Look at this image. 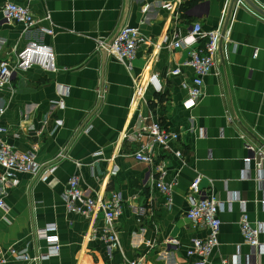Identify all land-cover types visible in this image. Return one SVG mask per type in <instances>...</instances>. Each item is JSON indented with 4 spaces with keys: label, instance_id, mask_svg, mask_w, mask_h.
Instances as JSON below:
<instances>
[{
    "label": "crops",
    "instance_id": "1",
    "mask_svg": "<svg viewBox=\"0 0 264 264\" xmlns=\"http://www.w3.org/2000/svg\"><path fill=\"white\" fill-rule=\"evenodd\" d=\"M6 2L27 5L54 33L40 34L37 25L26 30L0 11V63L15 61L16 52L36 39L52 47L57 70L46 73L34 66L0 86L5 140L45 167L38 177L18 173L15 186H0L5 203L0 250L45 253L48 241L36 231L47 224L56 225L48 234H57L60 245L57 256L36 263L8 256V264H127L137 258L143 264H185L191 238L207 233L185 216L188 186L196 175L202 193L224 203L210 264H264V231L255 248L240 232L243 213L264 224V170L257 171L248 147H264V10L259 0H0V7ZM194 23L204 30L219 28L221 36L218 74L204 77V94L193 108L184 107L186 85L194 75L184 63L197 46L140 45L130 69L94 48L96 37L110 38L125 25L160 43L173 34L186 37ZM177 66L181 73L170 74ZM152 73L161 80L160 93L147 87ZM98 90H104L103 99ZM152 121L179 137L166 149L151 150L155 162L164 165L165 179L174 181L171 204L154 184V164L134 158L142 141L133 134ZM71 177L90 196L122 197L116 221L121 249L111 258L101 238L102 214L82 216L65 206L62 193ZM169 239L180 244L171 248Z\"/></svg>",
    "mask_w": 264,
    "mask_h": 264
},
{
    "label": "built area",
    "instance_id": "2",
    "mask_svg": "<svg viewBox=\"0 0 264 264\" xmlns=\"http://www.w3.org/2000/svg\"><path fill=\"white\" fill-rule=\"evenodd\" d=\"M258 6L264 10V0H259ZM0 11L6 19L22 24L26 30L37 25L36 27L40 34L53 35L54 33L51 27L41 24L42 18H36L27 5L6 2L0 7ZM44 19H47V16H44ZM220 36L219 28L204 30L199 23H194L186 37L173 34L171 40L164 37L158 43L142 34L138 27L125 25L110 38L96 37L94 39V48L97 53L112 57L130 69L131 61L140 45L154 48H160L161 46L179 48L185 43L190 47L197 46V48L190 50L189 59L184 63V66L190 67L194 73L192 81L186 85L187 96L184 101V107L193 108L204 94V77L211 72L218 74L215 55ZM34 66L39 67L46 73H54L57 70L52 47L43 41L31 39L16 52L15 61L12 63L8 61L0 63V86L10 84L13 76L25 73ZM179 73H181L179 66L170 70L172 75ZM148 86L156 93H160L163 90L161 80L156 73H152L148 77ZM136 92L139 95L143 94V90L139 86H136ZM97 96L103 99L104 90H98ZM2 113L3 110L0 109V117ZM7 132L8 128L0 122V186L4 188L17 184L18 173H27L32 177H38L45 168H43L42 164L35 162L31 152L19 150L8 143L4 138ZM133 137L142 141L140 148L134 154V158L146 165L154 164L157 174L153 178L154 184L164 196L165 203L171 204L174 181L165 179L164 165L155 162L151 150L155 146L162 149L168 148L172 142H176L179 139L177 132L166 129L158 121H152L139 128L133 134ZM248 147L251 152L255 153L257 171L264 170V147L257 148L255 151L251 146ZM175 154L180 156V152L177 150H175ZM250 159V157H246L244 161L249 162ZM51 168V166L46 167L49 170ZM200 183V175H196L189 183L186 195L189 206L185 216L194 226L205 228L207 233L204 238H191L185 250L189 261L185 264H210V256L218 245V233L221 225L219 213L224 209V203L213 195L203 194L200 189ZM62 196L65 206L70 212L82 216H89L95 211H99L102 214L104 226L101 230V238L105 242V250L109 258L112 257L115 249H121L116 230V221L122 213V197L120 194L109 193L106 196L105 194L97 193L95 196H90L86 191L82 190L78 179L71 177L68 179ZM4 206L5 203L0 197V209H3ZM262 225L264 224L251 222L245 213L240 219V232L245 242L252 248L260 245L259 234L264 231V226ZM55 228V224H47L37 228L38 238H44L48 241V248L45 253L29 255L17 250L15 247H9L6 252L0 250V264H8V256L28 263H36L57 256L60 252L58 236L57 234H48V232L54 231ZM166 244L173 248L178 247L180 243L178 240L169 239ZM127 264H143V261L142 258L131 259L127 261Z\"/></svg>",
    "mask_w": 264,
    "mask_h": 264
},
{
    "label": "water",
    "instance_id": "3",
    "mask_svg": "<svg viewBox=\"0 0 264 264\" xmlns=\"http://www.w3.org/2000/svg\"><path fill=\"white\" fill-rule=\"evenodd\" d=\"M246 2H248V0H245Z\"/></svg>",
    "mask_w": 264,
    "mask_h": 264
}]
</instances>
